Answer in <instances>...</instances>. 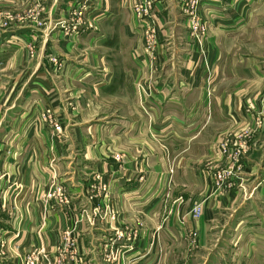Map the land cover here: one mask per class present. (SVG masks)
I'll return each mask as SVG.
<instances>
[{
    "label": "crops",
    "instance_id": "0c3cea01",
    "mask_svg": "<svg viewBox=\"0 0 264 264\" xmlns=\"http://www.w3.org/2000/svg\"><path fill=\"white\" fill-rule=\"evenodd\" d=\"M221 6L0 0V264H264V56Z\"/></svg>",
    "mask_w": 264,
    "mask_h": 264
},
{
    "label": "rangeland",
    "instance_id": "374dc122",
    "mask_svg": "<svg viewBox=\"0 0 264 264\" xmlns=\"http://www.w3.org/2000/svg\"><path fill=\"white\" fill-rule=\"evenodd\" d=\"M221 1H222L223 6H221L220 8H225L227 10L241 9L243 13L247 12L245 14L247 18L245 17L243 18L244 22L247 21V28L244 31V34L242 37L244 56L245 57L251 56V54H255V53H259L260 56H264V0H221ZM196 4H197V7H196ZM196 4L194 6L195 8L194 10L199 11L201 9L200 2L198 3L196 2ZM251 11H253L255 16L254 15L250 16ZM28 16L33 19H37L40 16V11L32 10L28 14ZM77 16H78V19H80V17H82L83 14L81 16L77 12ZM8 18L10 19V16ZM197 20L201 21L200 19H196V21ZM252 20H253V23L255 21V24H251ZM38 21H41V18H39ZM202 22H203V26L202 28H200V30L206 31V27H207L206 23H204L203 20ZM8 24H9L8 22H4L5 26H8ZM252 25H254V30L256 31L254 35H252V32L250 30V28H252ZM201 33L202 32H199L197 33V35L201 36L202 35ZM254 37H257L258 40L256 41V38ZM52 116L55 117V115L53 114ZM50 122L54 124L53 121H50ZM221 145H222L223 154L225 155V158L228 160V163L227 165L224 166V168L214 169L213 176H212L213 177L212 185L216 192H218L221 188L225 187V185L229 186V185H232L234 181L236 182L237 174L240 171L239 170V166L241 163L240 161L244 155L248 154V151H249L247 146H238L235 144L234 141L227 140ZM209 167L212 169L211 166ZM257 187L258 186H256V188ZM253 192L254 190L252 191V193H249L247 195L252 196L255 193ZM262 193L264 194V192ZM262 196L263 197H259L257 201V205L259 206L260 212H261L262 207L264 208V195ZM203 212H204V205L202 203H197L194 205L192 214L195 218L201 217ZM263 229H264V219H263V223L261 225L260 230L262 231ZM259 253H264V240H261L259 243Z\"/></svg>",
    "mask_w": 264,
    "mask_h": 264
},
{
    "label": "built area",
    "instance_id": "2783aa9c",
    "mask_svg": "<svg viewBox=\"0 0 264 264\" xmlns=\"http://www.w3.org/2000/svg\"><path fill=\"white\" fill-rule=\"evenodd\" d=\"M78 13L82 16V14H83V11H82V8L80 7V9L78 10ZM201 25L203 26V22L201 23ZM202 28V27H201ZM49 119H50V121H53L54 122V129L57 131V132H61V130H62V124L60 123V120H59V118H57V119H53L52 118V116L50 115L49 116ZM225 150V149H224ZM216 177V176H215ZM60 195H62V196H64V192L63 191H61V193H60ZM63 201L66 203V202H69L68 200H67V198H63ZM198 208V207H197ZM196 208V209H197ZM26 264H37V260H36V257L34 256V254H31V255H29L28 257H27V259H26Z\"/></svg>",
    "mask_w": 264,
    "mask_h": 264
},
{
    "label": "bare ground",
    "instance_id": "6f19581e",
    "mask_svg": "<svg viewBox=\"0 0 264 264\" xmlns=\"http://www.w3.org/2000/svg\"><path fill=\"white\" fill-rule=\"evenodd\" d=\"M34 256L36 257V255L34 254ZM37 258V257H36Z\"/></svg>",
    "mask_w": 264,
    "mask_h": 264
}]
</instances>
